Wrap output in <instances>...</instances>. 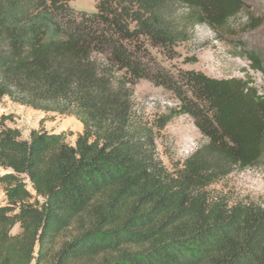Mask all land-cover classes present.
I'll use <instances>...</instances> for the list:
<instances>
[{"label": "trees", "instance_id": "obj_1", "mask_svg": "<svg viewBox=\"0 0 264 264\" xmlns=\"http://www.w3.org/2000/svg\"><path fill=\"white\" fill-rule=\"evenodd\" d=\"M0 0V103L6 97L83 125L66 133L0 119V264H264V201L213 197L209 187L264 158V94L249 78L172 71L192 25L220 34L244 0ZM165 12L181 11L177 21ZM250 67L264 62L249 53ZM170 92L174 107L131 120L130 87ZM188 116L205 138L168 169L157 139ZM19 226V232L13 229Z\"/></svg>", "mask_w": 264, "mask_h": 264}, {"label": "rangeland", "instance_id": "obj_2", "mask_svg": "<svg viewBox=\"0 0 264 264\" xmlns=\"http://www.w3.org/2000/svg\"><path fill=\"white\" fill-rule=\"evenodd\" d=\"M248 11L255 18L256 28L247 25L251 16L243 13L228 23V31L218 34L206 25L189 27L185 41L177 45V57H168L156 51L154 55L160 63L175 71L177 69L199 70L215 78H249L264 94V74L250 67L249 53L257 54L264 62V0H244ZM95 0H74L70 5L76 10L95 11ZM165 10L162 12L164 13ZM168 21L181 17L179 12H165ZM131 120L134 124L151 123L156 117L177 104L174 96L147 80H140L130 87ZM8 116L7 126L18 128L22 138H29L32 129L44 128L48 131H64L67 140L74 143L82 132L83 125L73 116L57 112H44L21 105L6 97L0 103V119ZM205 143V138L188 116L175 118L157 139V153L163 164L170 170L175 163H183L197 148ZM9 171L0 167V176ZM213 197L224 196L234 204L240 201L260 203L264 201V158L257 166L235 169L220 182L209 187ZM6 204L3 187L0 185V206ZM17 225L13 234L19 232ZM35 264V263H32Z\"/></svg>", "mask_w": 264, "mask_h": 264}]
</instances>
